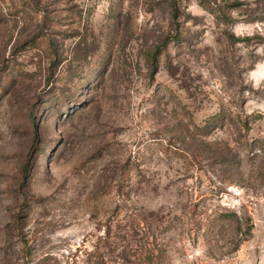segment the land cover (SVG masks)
Returning <instances> with one entry per match:
<instances>
[{
    "label": "rangeland",
    "instance_id": "374dc122",
    "mask_svg": "<svg viewBox=\"0 0 264 264\" xmlns=\"http://www.w3.org/2000/svg\"><path fill=\"white\" fill-rule=\"evenodd\" d=\"M151 240L264 264V0H0V264Z\"/></svg>",
    "mask_w": 264,
    "mask_h": 264
},
{
    "label": "trees",
    "instance_id": "16d2710c",
    "mask_svg": "<svg viewBox=\"0 0 264 264\" xmlns=\"http://www.w3.org/2000/svg\"><path fill=\"white\" fill-rule=\"evenodd\" d=\"M228 38H230L232 42L238 41L237 38H235L232 34H228ZM221 216L222 218L226 217V215ZM146 249V252L143 255L141 254V264H160V259L165 253L164 249L158 246L157 243H155V240H151ZM124 252L126 253V251ZM102 264H104V262H102Z\"/></svg>",
    "mask_w": 264,
    "mask_h": 264
}]
</instances>
